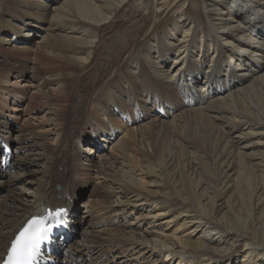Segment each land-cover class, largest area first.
I'll return each instance as SVG.
<instances>
[{
	"label": "bare ground",
	"instance_id": "bare-ground-1",
	"mask_svg": "<svg viewBox=\"0 0 264 264\" xmlns=\"http://www.w3.org/2000/svg\"><path fill=\"white\" fill-rule=\"evenodd\" d=\"M161 1L179 0H0V76L40 79L33 87L62 125L51 144L33 122L17 130L4 116L18 95L2 93L0 155L3 142L15 149L14 171L0 165V263L26 220L66 208L73 239L54 256L59 264H264V233L255 240L246 227L264 211V0H201L203 12L178 11L179 23L149 36L150 9ZM127 3L136 9L128 16ZM108 23L118 26L108 33ZM96 48L107 67L96 68ZM30 50L41 57L33 66L10 57ZM69 88L82 90L75 102L66 100ZM64 99L74 116L61 117ZM133 150L148 151L151 162ZM184 159L204 175L201 194L175 173ZM91 179L111 188L102 189L107 198L90 191L79 215ZM252 200L247 219L235 212L229 221Z\"/></svg>",
	"mask_w": 264,
	"mask_h": 264
},
{
	"label": "rangeland",
	"instance_id": "rangeland-1",
	"mask_svg": "<svg viewBox=\"0 0 264 264\" xmlns=\"http://www.w3.org/2000/svg\"><path fill=\"white\" fill-rule=\"evenodd\" d=\"M2 1L4 2V1H7V0H2ZM132 2L133 1H129L130 4ZM129 3H127L126 6H124L125 13L127 11L129 12V13L128 12L126 13L127 16L129 14L134 13L136 11L134 4L132 5V7L129 8ZM202 7H203V3H202L201 0H179L176 4H173V6L171 5L170 2L167 3L165 1H163V2L161 1L160 5H157L156 9H154V7H152L150 9L151 13L150 12H149L150 14L148 13L149 15H152L153 14L152 16H150V19L151 18H154L153 21H152L153 23L150 22L149 24H147V27L149 28L148 35L149 36H155V34L159 30V27H161V26L162 27H170L171 28L173 25H175V23H179L178 20H176L177 17H178V14H179L178 11H185L188 8V9H192L195 12L196 11L203 12V8ZM134 20H138V17L135 16ZM158 20H159V22H158ZM154 22H156V23L154 24ZM139 23H142V22H139ZM150 24L151 25L154 24V25L153 26H150ZM107 25L110 26L109 23ZM117 26L118 25H116V26H110L109 29H108V33L110 32L111 29L117 28ZM150 27H153V28H150ZM169 30L175 32L173 29H169ZM37 33H39V32H37ZM39 34H41V32ZM108 35L109 34H107L106 37H108ZM119 35H121V38L123 40H125L126 42H128V43H130L129 41H131L132 39H135V38H128V37H126V32L125 31H122V34H119ZM106 37L103 38L102 42L105 41V38ZM97 38H100L99 35H98ZM24 41L25 42H28L27 40H22V42H24ZM134 43L135 42L132 43L133 47H134ZM132 45H129V51L126 50L128 53L131 52V50L133 49L132 48ZM3 50H5V49H3ZM3 50H2V47H0V52H3L1 54H4L6 52V51H3ZM99 50H100L99 48H96V50H94V52L92 53L91 59L96 64V68H101L102 65L105 66V67H107L108 65L104 61L106 59L104 57H101L102 59L101 58L99 59V56H98V54L100 53ZM11 55H13V56H10V57H12V59L14 58V59L23 60L25 62V65L28 64L30 66H33L35 64V59H38L39 62L41 61L40 60L41 57L34 50H30L28 53H22V54L21 53H13ZM134 57H137V56H134ZM12 59H9L8 62H14L15 61V60H12ZM98 61H99L100 65L98 64ZM8 62H7V65H9ZM42 62H44V61H42ZM4 64H6V63H4ZM4 66H6V65H4ZM60 66H62V69H67L68 71L69 70H73V71H77L78 70V68L70 67L69 65L62 64V63H61ZM17 68L22 69L21 67H17ZM11 69L12 68H10V70ZM42 73H43L44 76L47 75L46 72H42ZM32 75L33 74H29V76H32ZM79 75L80 76H83L84 77V80H87V81H89V78L88 77H92V74H90V75L87 74L86 71H84L83 68L79 71ZM7 76L9 78L7 77V79H5V80H4V78H5L4 76H0V103H2V102L5 103L6 102L5 101L6 100L5 95L2 94L4 91L11 90L12 93H15L16 92L17 95H18V97L12 98V99L10 98L11 96L8 97L9 106H8V109L5 111L6 112V115H5L4 119H8L10 122L14 123L16 125L15 128L17 130L20 129V128H22V127H25L27 121H29L31 124L33 122L32 126L34 127V131L36 133L48 135V136L44 137V142H49L50 144L51 143H54V141L59 136L58 135V131H59V129L62 128V125L56 126V125H54V123L51 122L50 119H51L52 116H51V113H50V111L48 109V106L49 105L45 104L46 102H44V101L47 100V98L43 95L44 93H42V91H39L36 88L34 89V87H33L34 86L33 84L36 85V84L40 83L39 81H41V80L40 79H36L34 81V79H31L30 77H28L27 78L28 81H25L26 80V77L25 76H24V78L18 77L17 76V72H14V74L7 75ZM107 78H108V76H107ZM17 81H18V83H17ZM78 88H75V91H74V88L72 90H70V88H69V90H70L69 91V95L71 94L72 96H67L66 100H68V98L70 99V97H71L73 99V102H75V100H74V98H76L75 92L77 91L76 92L77 93V97L81 96V93H82V90L81 91H78L79 90ZM71 92L72 93L74 92V93L72 94ZM93 97L97 98L98 96H96V94H94ZM72 99H70L68 101V103L71 102ZM65 102H66L65 99L60 102V112H61L60 114H61V117L66 116L67 113H68L69 116H74V113L73 112L69 114V112H70L69 111L70 110V106L64 105ZM38 104H40V105H38ZM80 104H82V103H80V102H77L76 103V105H77L76 108L77 109H78V105H80ZM63 106H65L64 107V110H62L63 109ZM16 109H18V110H16ZM13 114H15V115H13ZM62 114L63 115L65 114V115L63 116ZM61 117H60V119H61ZM153 143H154V146L156 148H158L159 145L157 144V142L153 141ZM162 144L164 145L165 143H162ZM161 147H162V145L160 146V149H161ZM165 150H166V152L168 151L167 148H165ZM132 152L133 153H131V156H135L136 158H140V160H142V163L143 164L146 165L147 163H150L151 162L152 155L148 151H144V150H141V151L133 150ZM95 154L97 156L98 153L97 152L96 153L93 152V156H95ZM112 159H114V158L112 157ZM126 161H128V163H132V162H130L129 157L126 159ZM185 161H186V164L183 163V164H179L178 166H175V169H174L175 170V173H176L178 179H180L179 176L185 177L186 180L188 181V184H190L189 182H191V184L194 186V189L193 190H195L196 193L199 192L201 194L202 193L201 191L204 188V186H203V188H200L201 187L200 185H202V183L205 180V179L201 178V176L204 177V175L202 173H200L199 171L198 172L196 170L194 171V169L192 168V164L189 162V160L184 159V162ZM120 166L123 167L124 170H127L128 169V167H127L128 164H126V162L125 163L123 162V164L117 163V167H120ZM82 167H86V166H82ZM212 167H213V169H212ZM208 170L213 175H215L216 172H217V169L214 167V164L213 163L212 164L210 163L208 165ZM81 172H84V170H81ZM184 173H185V175H184ZM81 177H82V180L81 181H83V182L86 183L85 178H83L82 175H81ZM25 181H23L24 183L22 182L20 185L24 186L26 184ZM89 181H90V186H91L90 189L89 190L87 189V192L86 193H84V194L82 193L83 194L82 197H79L78 196L80 198V199H78V201H79L78 202V214L79 215L82 214L81 212L84 211V209H85L84 208L85 201L86 202L88 201V198H89V195H90V191H92L93 189L99 188V190L97 191V193H99L101 191L100 194L97 197L107 198V196L104 195V194H107V193L103 192V190H102V189H104L106 187V184L107 183L105 181H103L101 179H91ZM75 184H76V186L78 188L80 187V183L76 182ZM193 186H192V188H193ZM107 188H111L110 182L107 184ZM80 192H81V190H80ZM79 195H80V193H79ZM110 198H112L113 200H117L118 199L117 196L114 195V194H112ZM200 199L203 202L206 203L205 205H206L207 208H209L212 205V200L206 198L205 196H200ZM255 203H257V202H255V201L252 200L251 203L247 204L248 211H245L246 214L244 212H243V214L241 213V210L243 211L242 207H240V208L239 207H236L234 209L233 216L230 218L229 221L230 222H233V223L236 222L235 212L239 214L240 218L247 219V217H248L247 214H249L248 212H249L250 205L252 204V206L254 207V205H256ZM240 204H242V203L240 202ZM256 208H258V206H256ZM238 209H239V211H238ZM212 210L214 211L213 207H212ZM258 211L259 210H256L255 211L256 214L253 215L252 218H250L251 220L248 219V221H246V227L248 228V231H249L248 235L250 236V238L251 237L252 238L255 237L254 238L255 240H259V237H261V235L264 233V225H262V223L264 224V213H263L264 211H262V213L261 212L259 213ZM140 223L142 224L143 221L140 220ZM141 227H142V225H141ZM143 228L144 227H142V229ZM81 229H83V228H81ZM85 229H87V228L85 227ZM252 234H253V236H252ZM164 254L165 253H162V254H160V256L157 257L158 261L160 260L159 259L160 257H163L164 256ZM238 257L240 258V256H238ZM143 261L145 262V260H139V262H143ZM232 264H236V262H233Z\"/></svg>",
	"mask_w": 264,
	"mask_h": 264
},
{
	"label": "snow or ice",
	"instance_id": "snow-or-ice-1",
	"mask_svg": "<svg viewBox=\"0 0 264 264\" xmlns=\"http://www.w3.org/2000/svg\"><path fill=\"white\" fill-rule=\"evenodd\" d=\"M66 211L64 208L49 210L45 215L29 219L11 241L2 264H38L42 245L49 241Z\"/></svg>",
	"mask_w": 264,
	"mask_h": 264
}]
</instances>
